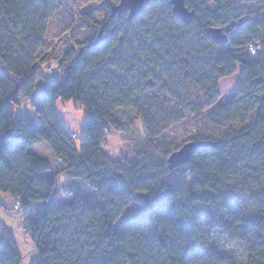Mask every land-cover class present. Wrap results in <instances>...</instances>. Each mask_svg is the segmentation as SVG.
<instances>
[{"label": "trees", "instance_id": "obj_1", "mask_svg": "<svg viewBox=\"0 0 264 264\" xmlns=\"http://www.w3.org/2000/svg\"><path fill=\"white\" fill-rule=\"evenodd\" d=\"M237 1L185 0L196 12L190 24L169 1L152 2L134 19H112L100 43L68 57L62 77L37 84L45 69L38 53L58 0H0V191L20 202L39 251L33 264H264V1L253 0L245 18L235 13ZM217 13L222 25L233 22L224 45L205 32ZM258 42L257 59L247 47ZM237 70V91L208 112L222 96L220 80ZM153 88L199 119L192 141L215 145L169 169L177 145L165 134L183 116L146 97ZM26 98L38 121L14 117L13 106ZM60 103L86 113L79 142L58 115ZM120 108L137 113L148 138L134 159H113L105 148L110 132L124 130ZM40 142L92 199L74 194L76 183L60 195L54 162L31 150ZM142 193L147 200L138 199ZM131 204L137 208L120 235L116 222ZM217 233L241 248V261L215 247ZM21 261L11 233L0 232V264Z\"/></svg>", "mask_w": 264, "mask_h": 264}, {"label": "rangeland", "instance_id": "obj_2", "mask_svg": "<svg viewBox=\"0 0 264 264\" xmlns=\"http://www.w3.org/2000/svg\"><path fill=\"white\" fill-rule=\"evenodd\" d=\"M252 1L253 0H238L235 5V8L237 9L235 13H238L240 17L245 18L247 13L245 15H243V13L255 9V6H250ZM115 2L116 0H58L56 10L48 22V29L45 35L46 46L38 53L37 62L41 65V70L48 65L58 67L59 63H69L67 61L69 56L73 58L80 51L81 46L91 41H95L97 39L96 34L101 28V24L109 16L110 8ZM209 6L214 10L213 2H210ZM222 17L223 15L217 13L211 20H209V24L210 26L222 27L223 32L231 38L226 29L227 25H231L233 22L222 25ZM38 73L37 84L44 82L47 77L51 78V75H44L41 71H38ZM240 80L241 78L238 70L235 74L221 79L219 87L222 96L213 107L208 109V112L227 103L239 88L238 85ZM149 91L150 92L146 97H151L152 100L157 99L159 102L161 100L168 101L169 105L168 107H165L167 111L171 114L180 112L183 116L180 122L172 124V126L168 128L165 134L166 142L176 144V149H178L184 144V142L192 141L190 136L195 133V129L200 125L198 123L199 119L193 117L184 109H180L177 100L172 98L168 99V96H166L161 90L159 91L157 88H153ZM172 91L174 95H179L180 91L178 89L172 88ZM193 91L197 90L195 89ZM197 94L202 95V93H198V91ZM140 102L143 103L144 100H140ZM34 105L35 102L33 99L26 98L19 105L13 106L14 117L16 118L19 114H28L33 118V113L36 115ZM167 111L161 110L162 113H167ZM58 115L63 120L66 127H68V130H74L72 132L77 134L78 139L76 141L79 142L81 139L80 137L83 136L85 130L84 120L87 117L85 111L77 108L73 103H65L58 108ZM115 116L124 126V130L122 133L110 132L108 135L109 140L105 147L106 151L113 159H117L121 156L134 159L141 149L147 147L148 138L145 133L144 124L132 108H120L116 111ZM43 155V157L47 159L50 157V154ZM88 192L87 188L82 184H78L74 188V194L79 193L88 196V194H90ZM90 197L91 196H88L89 200L92 199ZM239 198L241 203L244 205L248 204L245 195L239 196ZM136 208L137 206L135 204H131L121 213L122 215L115 225L116 230L120 235H123L128 227L126 224V218L130 216ZM12 210L22 214L21 211L15 208H12ZM213 244H215V247L219 251L226 252L240 261L243 259L241 248L237 244L229 243L219 233L215 235Z\"/></svg>", "mask_w": 264, "mask_h": 264}, {"label": "water", "instance_id": "obj_3", "mask_svg": "<svg viewBox=\"0 0 264 264\" xmlns=\"http://www.w3.org/2000/svg\"><path fill=\"white\" fill-rule=\"evenodd\" d=\"M164 1V0H119L116 5H113L110 11L111 16L118 15L122 16L123 13H130V18L138 14H141L145 8L152 2ZM169 1L171 5V12L176 16L178 20H181L185 24H190V22L195 18L196 12L193 9H190L186 6L185 0H166ZM102 29L98 33V39L94 42L95 44L100 43L104 36L102 35ZM205 32L209 35L216 43L220 45L227 44L228 36L223 32V28L219 26H208L205 28ZM215 144L211 141H187L184 144L173 150L167 157V167L169 169H174V167L183 165L186 162L190 161L193 154L200 148L207 146H214ZM138 199L147 200L145 194L138 196Z\"/></svg>", "mask_w": 264, "mask_h": 264}, {"label": "crops", "instance_id": "obj_4", "mask_svg": "<svg viewBox=\"0 0 264 264\" xmlns=\"http://www.w3.org/2000/svg\"><path fill=\"white\" fill-rule=\"evenodd\" d=\"M60 105L63 104H58V108L60 107ZM33 118H35L36 121L39 120V118H37L34 113ZM69 131L72 132L74 130ZM108 140L109 137L107 141ZM31 150L37 153L39 156H44L43 154H50L49 160L54 162L52 173L55 176L57 187L61 189L60 195L64 196V191H71L72 189L70 185L72 183H76V185L81 184L80 182H75L74 180L68 178L65 173L60 172L59 162L54 157L52 150H50L44 142L33 145L31 147ZM13 203L14 198L11 197L9 193L7 194L0 191V232L7 230L9 233H11L12 237L17 242L19 252H21L22 264H33V261L36 260L39 256V251H37L36 249L35 242L31 240L30 237L26 236L23 233V230H21L24 224L22 214H19L12 210L11 207Z\"/></svg>", "mask_w": 264, "mask_h": 264}, {"label": "built area", "instance_id": "obj_5", "mask_svg": "<svg viewBox=\"0 0 264 264\" xmlns=\"http://www.w3.org/2000/svg\"><path fill=\"white\" fill-rule=\"evenodd\" d=\"M247 49L253 58L258 59L263 53L262 52L263 51V45L259 42L258 43H250L248 45ZM66 65H67L66 63L59 64L58 67H55L54 65H48L47 67H45L44 73H46L47 76L51 75V77L60 78L64 74L63 70L67 67ZM13 208L20 211L21 207H20L19 200L14 201ZM22 230L27 236H31V230L30 229L23 226Z\"/></svg>", "mask_w": 264, "mask_h": 264}, {"label": "flooded vegetation", "instance_id": "obj_6", "mask_svg": "<svg viewBox=\"0 0 264 264\" xmlns=\"http://www.w3.org/2000/svg\"><path fill=\"white\" fill-rule=\"evenodd\" d=\"M119 0H117L116 2H115V4H113V5H116L117 4V2H118ZM112 5V6H113ZM112 6H111V8H112ZM111 8H110V11H111ZM110 11H109V16L105 19V21L101 24V28L98 30V33L100 32V30L102 29L103 31H102V35L104 36V31H105V27H106V25L110 22V21H112V19H114V18H123V17H125V16H129V18H130V13H128V12H125V13H123V15L122 16H118V15H114V16H111V14H110ZM131 19V18H130ZM98 33H97V35H98ZM97 35H96V37H97ZM97 39H98V37H97Z\"/></svg>", "mask_w": 264, "mask_h": 264}]
</instances>
